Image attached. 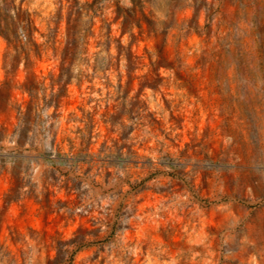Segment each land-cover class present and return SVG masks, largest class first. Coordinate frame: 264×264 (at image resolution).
I'll return each mask as SVG.
<instances>
[{
    "label": "rangeland",
    "instance_id": "374dc122",
    "mask_svg": "<svg viewBox=\"0 0 264 264\" xmlns=\"http://www.w3.org/2000/svg\"><path fill=\"white\" fill-rule=\"evenodd\" d=\"M78 1L0 35V264H264V0Z\"/></svg>",
    "mask_w": 264,
    "mask_h": 264
},
{
    "label": "trees",
    "instance_id": "16d2710c",
    "mask_svg": "<svg viewBox=\"0 0 264 264\" xmlns=\"http://www.w3.org/2000/svg\"><path fill=\"white\" fill-rule=\"evenodd\" d=\"M16 0H0V35L4 36L8 41L9 46L14 49V51L20 52L23 49V45L20 44V34L21 32L27 37V43L33 44L39 47L36 41L33 39V32L37 29L35 20L32 17L31 12L23 7L22 2L19 4L15 3ZM134 7L133 10L137 11L139 6H143V0H133ZM79 1L75 0L74 6H78ZM139 26L143 28V21L140 20ZM25 51V47L24 50ZM6 53V58L9 55L16 56L17 54ZM29 56V52L27 51ZM25 90L30 93L31 96L34 94V88L25 86ZM1 156L4 154H0ZM6 156V155H5ZM14 178L16 182L19 181L18 177L14 173ZM18 184V183H17ZM13 198H11L12 200Z\"/></svg>",
    "mask_w": 264,
    "mask_h": 264
}]
</instances>
